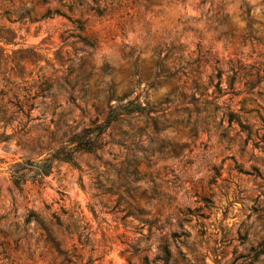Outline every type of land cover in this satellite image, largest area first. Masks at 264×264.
<instances>
[{"label":"rangeland","instance_id":"rangeland-1","mask_svg":"<svg viewBox=\"0 0 264 264\" xmlns=\"http://www.w3.org/2000/svg\"><path fill=\"white\" fill-rule=\"evenodd\" d=\"M70 3L0 0V88L38 95L0 112V264H264V0H122L103 15ZM217 70L234 93L220 100ZM131 100L150 111L14 185V164L73 146Z\"/></svg>","mask_w":264,"mask_h":264},{"label":"trees","instance_id":"trees-1","mask_svg":"<svg viewBox=\"0 0 264 264\" xmlns=\"http://www.w3.org/2000/svg\"><path fill=\"white\" fill-rule=\"evenodd\" d=\"M45 4L50 3L54 0H43ZM69 5L70 10L73 12L77 7H82L88 5L89 9L94 11L99 15H103L108 11H112L115 8H120L122 0H92L93 3L86 2L84 0H70ZM58 3L63 2V0H57ZM59 9L49 8L43 15L42 18H52L56 15H61ZM0 38L8 43L3 35L0 34ZM224 74L223 70H217L215 75L211 76V80H216V95L215 99L220 100V98L226 94H234L233 91L223 90L222 76ZM9 88H0V112L6 113L8 110V105L12 108L17 109V111H31L36 106L34 100L37 98V94H34L31 90L27 88L15 89V83L9 82ZM7 98V100H5ZM150 111L146 106L136 103L135 100H131L126 104L119 105L112 108L106 120L100 124H96L93 131L89 128L83 129L81 132L75 134L69 141L68 144L73 145L70 147H61L52 154L51 157L41 161L35 162L30 159L24 160L22 162L16 163L11 168V179L15 186L22 187L27 181L30 180V174H35L32 176L33 182L37 181V177H44L51 173L54 161L68 162L71 164H76L75 154L80 151L91 152L94 151L98 145V138L103 135L110 124L118 120L121 116L131 115L133 113H145ZM217 111H221L224 117H227L229 121L237 120L241 122L239 116V111L234 110L229 103L223 105H217ZM25 112V111H24ZM0 119H6L5 116H0ZM9 118L8 120H10ZM95 124V123H94ZM38 183L41 181H37ZM72 217V216H71ZM28 220H34L47 232L51 241L55 244L56 248L61 252L60 244L55 239L52 238L51 230L45 226V223L41 216L36 212H31L28 216ZM81 235L82 232L79 231Z\"/></svg>","mask_w":264,"mask_h":264}]
</instances>
